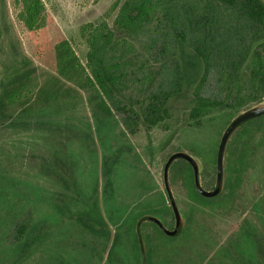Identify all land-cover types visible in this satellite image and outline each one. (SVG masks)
Returning <instances> with one entry per match:
<instances>
[{"label":"rangeland","instance_id":"obj_1","mask_svg":"<svg viewBox=\"0 0 264 264\" xmlns=\"http://www.w3.org/2000/svg\"><path fill=\"white\" fill-rule=\"evenodd\" d=\"M114 1L42 0L36 35L20 30L10 0L0 2V264H264V116L230 137L215 201L189 198L185 164H171L168 183L183 228L171 237L145 221L137 235L144 215L174 228L163 182L169 156L194 157L201 187L212 190L225 127L264 99L237 113L214 110L196 125L190 110L197 78L185 79L159 126L139 125L131 134L117 112L97 118L96 91L82 69L59 72L57 45L67 40L84 68L80 27L103 20L112 28ZM131 41L138 77L141 63L159 58L164 75L156 74L161 61L144 72L172 91L171 54L147 35ZM133 84L128 80L127 94L141 99ZM221 91L210 80L202 93Z\"/></svg>","mask_w":264,"mask_h":264},{"label":"trees","instance_id":"obj_2","mask_svg":"<svg viewBox=\"0 0 264 264\" xmlns=\"http://www.w3.org/2000/svg\"><path fill=\"white\" fill-rule=\"evenodd\" d=\"M10 3L20 30L38 34L45 19L42 0ZM110 9L116 14L112 28L103 20L80 27L86 47L84 68L67 40L57 45L59 72L75 76L82 69L84 79L96 91L97 118L107 119L117 112L131 134L139 125L147 129L159 126L166 119L169 98L185 79L197 78L190 110L196 125L214 110L237 113L245 105L264 99V0H115ZM139 35H147L151 45H161L162 53L171 54L172 91L164 88L162 80L144 72L148 63L151 67V63L161 61L159 58L141 63L138 77L140 71L133 67L130 46ZM162 66L161 61L158 76L165 74ZM128 80L140 85L136 86L144 93L141 99L127 94ZM210 80L225 90L222 95H203ZM174 162L185 164L189 198L216 200L219 195L205 198L196 191L186 162ZM24 231L21 226L18 233Z\"/></svg>","mask_w":264,"mask_h":264},{"label":"water","instance_id":"obj_3","mask_svg":"<svg viewBox=\"0 0 264 264\" xmlns=\"http://www.w3.org/2000/svg\"><path fill=\"white\" fill-rule=\"evenodd\" d=\"M261 116H264V102L263 103H258L256 105H253L251 107H248L247 109L243 110L239 114H237L225 127L218 146H217V152H216V180H215V185L214 188L210 191L204 190L200 183H199V163L198 161L189 155L188 153L185 152H175L172 155L169 156L167 159L166 163L164 164L163 168V182H164V189L169 201V205L171 207L173 217H174V228L171 231H168L162 224V222L159 220V218L151 216V215H144L142 216L136 224V231L137 234L139 235V227L140 225L145 222L149 221L154 223L158 228L161 229L164 233L170 235V236H175L178 235L182 228H183V219L179 213V210L176 206L174 197L172 195V192L170 190V186L168 183V171L171 166V164L176 161V160H182L186 162L193 174V182L194 186L196 188V191L205 198H214L221 194V190L223 187V179H224V168H223V161H224V154L225 150L228 144V141L232 134L240 128L243 124L257 119Z\"/></svg>","mask_w":264,"mask_h":264}]
</instances>
